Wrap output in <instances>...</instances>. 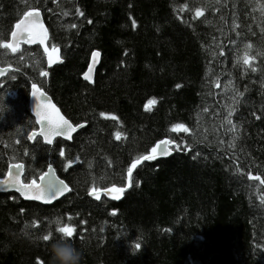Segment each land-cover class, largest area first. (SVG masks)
<instances>
[{
	"label": "trees",
	"instance_id": "obj_1",
	"mask_svg": "<svg viewBox=\"0 0 264 264\" xmlns=\"http://www.w3.org/2000/svg\"><path fill=\"white\" fill-rule=\"evenodd\" d=\"M31 6L63 64L48 69L39 46L0 49L1 67L14 70L0 82V178L9 164L25 165V182L51 165L71 191L49 206L0 194V264H48L50 242L39 237L68 215L83 234L81 264H264V186L247 178L264 176V0H0L3 39ZM246 44L250 67L237 61ZM32 84L86 125L71 142L27 139L37 130ZM177 123L191 131L173 132ZM165 139L181 150L138 166L122 201L89 197L92 187L123 186L131 162Z\"/></svg>",
	"mask_w": 264,
	"mask_h": 264
},
{
	"label": "snow or ice",
	"instance_id": "obj_2",
	"mask_svg": "<svg viewBox=\"0 0 264 264\" xmlns=\"http://www.w3.org/2000/svg\"><path fill=\"white\" fill-rule=\"evenodd\" d=\"M185 8L187 5L184 6ZM264 7V6H262ZM77 12L80 16H83L84 13L77 9ZM67 15V13H64ZM196 17H201L204 15V11L202 8H197L195 10ZM88 23H92L91 20ZM133 26H135V21H133ZM72 28H75L76 25L72 24ZM49 38L48 29L41 22V11L38 6H31L28 10L24 11L21 18L15 23L13 30L10 32L9 39L5 40L2 36H0V49H4L13 54L19 53L21 49V44H36L43 46V50L45 55L48 58V64L51 66L54 62L59 61V56H55L54 53H59V49L52 46L51 51H49V47L46 41ZM252 48L251 44L245 45V51L242 56L237 57V61L242 63L244 66H251L252 61L255 59L254 56L250 55V51ZM224 53L221 52L220 55ZM257 55H264V53H257ZM93 59L95 60L100 56L98 51L92 53ZM23 60V54H20L19 57ZM9 71H14L12 69H8ZM255 69H253L254 71ZM91 71V69H90ZM5 73V69L0 68V76H3ZM47 71H41L39 73L40 76L46 77L48 76ZM15 78L14 76L12 77ZM86 80H90L91 77L89 75H85ZM232 85V81H229V85ZM177 88L180 87L178 84ZM216 87L219 88L220 84L217 82ZM33 88V96H36L37 92H39V96L37 100H46V94L36 85H32ZM243 93L236 92V96H242ZM235 97H233V104L237 103ZM150 104L154 103V101H150ZM206 111V109H205ZM235 112L234 106L228 107L227 116L224 118L229 125V131L235 132L237 126L232 121L233 113ZM101 116H106V113L101 112ZM255 115V114H253ZM36 123L39 125L38 131H32L30 134H27V138L29 140H35L37 137H42L43 140L47 144H52L53 139L58 136H63L65 139H72V134L77 130V128L83 127V125L77 123L73 124L69 119H66L64 115L61 114L60 110L50 102L48 103H37L36 105ZM111 119H118L115 116H112ZM256 119H260L259 116H256ZM173 132L183 131L185 133L190 132L191 130L183 123H177L172 126L171 129ZM115 137L117 140H120L122 137L121 132L115 133ZM18 143V141H17ZM231 146H234L231 145ZM185 150H191L187 144L184 145ZM181 144L177 143L175 140L165 139L157 142L153 147H151L150 151L146 154L139 155L134 159L130 166L127 168V181L123 186H119L116 184L111 185L110 187H102L96 188L92 187L88 191V195L93 196L96 200H100L102 196H109L112 199L119 200L122 198L124 193L132 187V175L133 171L137 168L138 165L143 163L144 161H152L156 160L158 156H166L171 155L173 151H180ZM27 155V152H25ZM65 152L63 150L60 151V156L63 157ZM72 161L68 162V166L70 167ZM91 167V165H89ZM24 164L15 163L9 164L8 170L5 178L0 180V184L4 185L6 188L11 187L14 188L17 192H19L25 199L30 200H40L45 203L51 202V200L55 199L59 195H63L65 192H70L68 184H66L63 180H60L55 174L54 169L51 165L48 166L47 172H44L39 176V183L36 179H30L28 182H25L24 179L21 178V173L24 170ZM250 181H257L260 185L264 186V176L261 175H253L248 173L247 176ZM264 200V197H261ZM112 215H116V212L113 211ZM67 222H64L62 218L55 219V229L54 231L50 228L46 234H43L39 237L41 241L45 243V245L50 244L57 239H67L75 244L76 239H83V234L77 232V227L71 223L73 217L68 215L66 217ZM86 223V222H81ZM135 249H139L141 245L139 243L135 244ZM37 264H45L43 260H37Z\"/></svg>",
	"mask_w": 264,
	"mask_h": 264
},
{
	"label": "water",
	"instance_id": "obj_3",
	"mask_svg": "<svg viewBox=\"0 0 264 264\" xmlns=\"http://www.w3.org/2000/svg\"><path fill=\"white\" fill-rule=\"evenodd\" d=\"M41 22L45 25V27L47 28V26H46V23H45V20H44V17H43V14H42V12H41ZM48 29V28H47ZM48 33H49V30H48ZM49 41H50V33H49V38H48V40L46 41V43H47V45H48V47H49V51H51V47L49 46ZM22 46H26V47H35V46H39L40 48H41V50H42V52H43V54L45 55V53H44V50H43V46H41V45H39L38 43H36V44H21V47ZM96 52V51H95ZM99 52V51H98ZM100 53V52H99ZM54 55V58H55V56H59V61H56V62H54L51 66H49V64H48V58H47V56L45 55V60H46V64H47V68L48 69H53L55 66H59V65H62L63 64V59H62V57H61V51L59 50V53L57 54V53H54L53 54ZM101 60H102V55H101V53H100V56L98 57V58H96L95 60L93 59V56H92V54H91V57H90V61H89V64H88V67H87V70H86V72H85V74L83 75V80L85 81V82H87L88 84H90V85H93L94 84V82H95V77H96V73H97V70L99 69V67H100V64H101ZM0 68H3V67H1V65H0ZM3 69H5V73H4V75L3 76H0V81L1 80H3L4 78H6L7 77V75L9 74V72H11V71H9L8 69L9 68H3ZM11 69V68H10ZM90 69H91V71H90ZM85 75H89L90 77H91V79L90 80H86L85 79ZM33 85V84H32ZM32 85L30 86V95H29V104H30V112H31V115H32V117L34 118V120H35V122H36V119H37V117H36V105H37V103H41V104H44V103H48V102H50V103H52V104H55L54 102H53V100H52V98L43 90V89H41L40 87H39V85H37L45 94H46V97H47V99L46 100H43V99H41V100H37V97L39 96V92H37V94H36V96H33V88H32ZM56 106V105H55ZM57 107V106H56ZM58 108V107H57ZM59 109V108H58ZM60 110V109H59ZM60 112H61V110H60ZM61 114L63 115V113L61 112ZM66 118V117H65ZM67 119V118H66ZM36 125H37V128H38V130H39V125L36 123ZM81 125H83V127H80V128H77V130L72 134V137H74V135L76 134V133H78L79 131H81L83 128H85L86 127V125L85 124H81ZM37 130V131H38ZM39 138H41L42 140H43V138L42 137H39ZM57 139H60V140H63V141H65V142H71L72 141V139H65L63 136H58V137H55L54 139H53V143L52 144H47L44 140H43V142H44V144L45 145H47V146H52L53 144H54V142L57 140ZM29 140V139H28ZM31 143L32 142H34V140H29ZM173 155V152H172V154L171 155H166V156H158V158L156 159V160H163V159H168V158H170L171 156ZM144 162H148V161H144ZM143 162V163H144ZM143 163H141V164H143ZM15 164V163H14ZM23 164V163H22ZM140 164V165H141ZM140 165H138V166H140ZM25 166V165H24ZM137 166V167H138ZM53 169H54V174L60 179V180H63V179H61L59 176H58V174H57V172H56V170H55V168L53 167V166H51ZM48 170V169H47ZM136 170V169H135ZM134 170V171H135ZM134 171H133V173H134ZM47 172V171H46ZM7 174V173H6ZM6 176V175H5ZM5 176L4 177H2V178H0V180H3L4 178H5ZM24 176H25V167H24V170H23V172L21 173V178L22 179H24ZM133 176V175H132ZM64 181V180H63ZM37 182L39 183V179L37 180ZM65 182V181H64ZM66 183V182H65ZM67 184V183H66ZM69 186V185H68ZM70 188V187H69ZM131 188V187H130ZM129 188V189H130ZM71 189V188H70ZM129 189L127 190V191H129ZM126 191V192H127ZM125 192V193H126ZM9 193H14V194H16V195H18L19 197H21L24 201H26V202H33V203H38V204H41V205H44V206H49V205H52V204H54V203H56V202H58V201H60L62 198H64L65 196H67L70 192H65L63 195H59V196H57L55 199H53V200H51V202H49V203H45V202H43V201H40V200H30V199H25L19 192H17L14 188H11V187H8V188H6L4 185H2V184H0V194H9ZM124 193V194H125ZM91 198H93V199H95L93 196H90ZM102 197H105V198H107L108 200H111V201H114V202H120V201H122L123 200V198H124V195L122 196V198L121 199H119V200H115V199H112L111 197H109V196H102ZM96 200V199H95Z\"/></svg>",
	"mask_w": 264,
	"mask_h": 264
},
{
	"label": "clouds",
	"instance_id": "obj_4",
	"mask_svg": "<svg viewBox=\"0 0 264 264\" xmlns=\"http://www.w3.org/2000/svg\"><path fill=\"white\" fill-rule=\"evenodd\" d=\"M49 251L48 264H81V249L67 239L54 240L49 246Z\"/></svg>",
	"mask_w": 264,
	"mask_h": 264
},
{
	"label": "flooded vegetation",
	"instance_id": "obj_5",
	"mask_svg": "<svg viewBox=\"0 0 264 264\" xmlns=\"http://www.w3.org/2000/svg\"><path fill=\"white\" fill-rule=\"evenodd\" d=\"M22 47H24V46H22ZM22 47H21V48H22ZM25 47H26V46H25ZM11 69H12V68H11ZM9 73H10V72H9ZM7 76H8V75H7ZM4 79H5V78H4ZM1 81H2V80H1ZM1 81H0V82H1ZM36 126H37V125H36ZM37 130H38V128H37ZM37 130H35V131H37ZM30 133H31V132H30ZM30 133H29V134H30ZM37 138H39V137H37ZM37 138H36V139H37ZM27 139H28V138H27ZM36 139H35V140H36ZM40 139H41V138H40ZM35 140H34V141H35ZM41 140H42V139H41ZM42 141H43V140H42ZM32 143H33V142H32ZM43 143H44V142H43ZM54 143H55V142H54ZM44 145H45V144H44ZM46 146H47V145H46ZM52 146H53V145H52ZM49 147H51V146H49ZM13 164H14V163H13ZM24 177H25V176H24ZM89 197H90V195H89ZM90 198H91V197H90ZM102 198H103V197H102ZM104 198H105V197H104ZM92 199H93V198H92Z\"/></svg>",
	"mask_w": 264,
	"mask_h": 264
},
{
	"label": "bare ground",
	"instance_id": "obj_6",
	"mask_svg": "<svg viewBox=\"0 0 264 264\" xmlns=\"http://www.w3.org/2000/svg\"><path fill=\"white\" fill-rule=\"evenodd\" d=\"M38 85V84H37Z\"/></svg>",
	"mask_w": 264,
	"mask_h": 264
}]
</instances>
